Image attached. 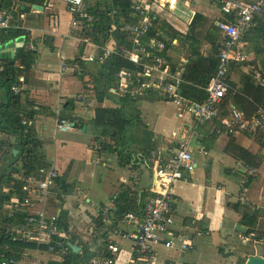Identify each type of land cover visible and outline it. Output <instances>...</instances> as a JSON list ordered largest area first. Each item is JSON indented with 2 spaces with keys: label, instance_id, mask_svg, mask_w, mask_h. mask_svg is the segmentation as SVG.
Here are the masks:
<instances>
[{
  "label": "trees",
  "instance_id": "obj_1",
  "mask_svg": "<svg viewBox=\"0 0 264 264\" xmlns=\"http://www.w3.org/2000/svg\"><path fill=\"white\" fill-rule=\"evenodd\" d=\"M13 0H5L1 10L9 7ZM20 4L37 3L36 0H17ZM45 1V0H41ZM220 2L221 0H215ZM214 1V2H215ZM117 13L112 26L103 21L96 24L92 30L85 29L82 37H91L96 40L99 36L113 41L108 42L112 48L121 50L123 46L132 49L135 46L130 32L125 26L135 22L133 15L135 0H117ZM152 29L146 34L145 38L140 41L144 44L151 39L156 38L157 26L162 22L167 28L171 25L175 30V35H168L166 32L161 36L166 44L167 50L161 51L168 63L172 67V72L181 73L184 80L182 85L183 94L194 100L203 102L207 99L206 88L209 87L212 77L219 66L220 49L224 46V39L216 28L215 20L203 13H197L192 23L183 19L175 11L168 10L164 4L158 0H151ZM127 16H129L127 18ZM165 30V29H164ZM21 39L27 38V33L18 30L16 33ZM178 39L177 43L174 40ZM7 41V40H6ZM50 45H53L51 42ZM113 44V45H112ZM178 44V45H177ZM247 45L254 56L244 62H234L227 76L230 89L222 104V116L228 120L232 109L236 108L244 113L247 118L255 115L260 107L264 108V19H258L255 26L247 36ZM187 47L189 59H184L183 64L175 61L168 55V50L181 53ZM210 47L208 55L204 49ZM182 50V51H181ZM159 54L157 50H151ZM85 56V55H84ZM83 55L75 59L66 61L70 68L78 65H84L86 62ZM39 60V54L32 50L28 45L15 58L0 60V84L5 87L7 101L0 113V262L10 260L14 253L6 250L8 244L21 245L20 242H13L11 229L22 225L28 213L25 210L15 212L10 217V212L14 203L23 199L22 188L26 184L29 176L39 179H45L48 172L53 168L46 160V154L43 150L45 143L36 136H31L30 123L44 110L38 111L28 108L29 104H24L22 95H15L12 88L21 84L20 78L29 76L33 66ZM104 71L101 76L90 74L79 76L80 71H76V76L83 82L84 91L78 98L69 100L68 110L71 113L70 120L76 122L77 127L81 130L91 125L93 133L107 129L101 135L93 134V141L90 145L93 156L101 165L111 168L112 165H118L125 169L127 166L130 171L140 176L139 170L144 165L145 160H150L155 151V133L149 124L143 120V101H169L161 94H147L141 97H133L131 92L119 93L117 74L123 70L139 71L141 67L131 63L129 60L122 59L118 54H113L103 64ZM259 73V78L257 77ZM240 74L239 83L233 81V75ZM104 81L103 89H100V81ZM25 84V88H26ZM94 95L97 104L92 111L90 119L78 117L75 113L76 101L87 103V98ZM82 96V97H80ZM157 96V98H154ZM118 98L116 100L115 98ZM145 97V99H140ZM106 98L114 99L119 103L118 106H105ZM48 114L55 116L46 105ZM23 113L24 117H19ZM23 121H25L23 123ZM216 127L225 126L224 120H216ZM256 142L260 148L249 156V151L238 143L236 136H229L225 146V152L231 155L245 167L260 168L264 164V133L255 132ZM16 137L19 141L21 153L16 158H11L13 149L12 140ZM259 137V141L257 140ZM179 149V148H178ZM73 169L71 163L67 170L54 178L52 190L56 193L58 204L66 202V196L72 192V185L68 181ZM231 171V170H229ZM250 181L253 177L249 178ZM113 205L108 207L101 204L97 215L92 216L93 230L91 240L84 243L85 255L77 256L75 261H82L92 255L104 254L107 245L106 234L109 230L116 227L120 218L128 213H136L138 216L144 212L146 202L138 205L133 201L132 192L129 188L123 189L115 194ZM229 207L241 216L240 223L249 230L245 236L250 238V243L262 242L264 238V214L257 211L251 203L236 201L228 204ZM14 213V212H13ZM57 224L63 231H69V224L64 221L62 214ZM70 240L75 241L78 238L67 232ZM20 251L25 247L19 246ZM57 250L60 247L57 246ZM60 253V251H58ZM98 253V254H95ZM230 255H238V264H245L248 254L242 256L238 251H231ZM72 257L67 256L65 262H55L54 264H74Z\"/></svg>",
  "mask_w": 264,
  "mask_h": 264
},
{
  "label": "crops",
  "instance_id": "obj_2",
  "mask_svg": "<svg viewBox=\"0 0 264 264\" xmlns=\"http://www.w3.org/2000/svg\"><path fill=\"white\" fill-rule=\"evenodd\" d=\"M172 1L160 0L165 6L171 5ZM116 2L117 0H87V3L94 6L95 10L100 13L101 22L103 18V21L109 26H112L111 23L115 21ZM37 4L44 8L43 12L41 9L36 10L40 12L38 15L34 14L30 7L23 10L24 4H20L21 11L26 15V18L21 19L23 28L19 30L27 33L22 50L27 45L29 47L32 45L33 48H30L39 54V60L33 66L29 76L24 77L27 87L26 89L24 87L26 91L24 90L22 101L24 104L30 105L28 108L40 112L41 110L45 111L30 123L31 136H36L45 143L43 150L46 160L58 170L60 175L73 163L68 181L73 189L76 188L77 192L86 191L88 196H84L88 200V207L96 205L95 213L92 216L97 215L101 204L106 205L107 208L111 207L115 194L126 188L131 190L133 201L136 204L147 203L154 195L153 189L159 180L157 168L180 148L182 144L176 146L174 151L171 150L181 134L182 138L188 137V142L183 144L194 150L197 165L196 170L187 173L186 177L177 182L173 188L174 212L180 220L179 228L191 227L188 231L191 248L186 251L182 249L180 243H176L173 248L169 249L162 245L157 246L153 252L154 264H238V255H230L231 251L239 249V254L245 256L246 253L243 252V249L249 247L250 244L256 245L258 250L264 253V244H252L242 239V235L245 234L236 230L237 226L241 224V216L228 205L239 201V176L250 166L245 167L225 152L229 136H217L213 131L210 132L214 127L213 123L194 127L190 118L180 114L175 103L164 100L143 101L141 117L155 133V151L150 160H145L139 170L140 176L130 171L128 166L122 169L118 165H112L108 170L107 167L99 163L90 149L94 134L91 125L86 127L85 132L81 129L79 133L72 135L58 131L57 126L60 118L71 116L67 109L69 100L78 98L77 96L82 95L84 91L83 82L75 74L78 66L63 72L62 63L75 59L79 55L87 56L97 54L99 51L92 44L82 43L81 34L86 29L84 23L78 21L74 25V15L66 11L61 3L55 0H38ZM176 4L177 0L175 6ZM216 10L214 14L203 10H197V12L216 20L219 17L220 9L216 6ZM172 11H175V7ZM17 31L13 30L3 36L4 42L7 40L12 43L21 39L16 35ZM108 40L113 41L112 37H109ZM108 40L99 36L96 43L110 46ZM50 42L53 45H50ZM208 49L210 50V47ZM16 51L17 47L6 50L9 57L3 53L0 60L15 58L21 52ZM186 54V52L183 54L181 60L177 56L176 58L171 57L179 62L189 59L190 56L187 54L186 57ZM95 64L98 65V63ZM103 71L104 69L97 73H89L101 76ZM239 80L240 75L237 79L233 78L237 84ZM104 85L105 82L100 81V89H103ZM1 89L5 105L7 93L4 86ZM86 98L87 103L79 101V99L76 101L75 113L78 117L90 119L97 99L94 95ZM115 99L118 100V98ZM46 105H50L49 109L55 116L47 113ZM104 105L111 107L118 106L119 103L114 99L106 98ZM236 137L238 143L249 151V156L260 148L259 143L255 142L254 135H236ZM230 157L237 164H231ZM257 169L259 170L258 176L249 181L250 203L255 209L257 204H264V164ZM221 184L226 186L225 190L219 189ZM59 210L56 211L58 214ZM88 211L90 210L88 209ZM257 211L264 214L263 208ZM61 214L72 229L69 230L71 234L76 235L77 238L81 237L82 240H91L93 229L90 225L93 224V219H91V224L87 225V230L81 231L76 226L72 227V223L66 218L65 213L62 212L59 215ZM194 230L200 236L192 234ZM69 231L67 232L70 233ZM79 231H81V235L78 233ZM117 242L121 243L123 249L119 253L117 264H131L135 255L130 243L124 238H117ZM43 258L47 259L49 256L45 254Z\"/></svg>",
  "mask_w": 264,
  "mask_h": 264
},
{
  "label": "built area",
  "instance_id": "obj_3",
  "mask_svg": "<svg viewBox=\"0 0 264 264\" xmlns=\"http://www.w3.org/2000/svg\"><path fill=\"white\" fill-rule=\"evenodd\" d=\"M55 1L61 3L66 11L74 15V25L81 21L86 29L92 30L96 24L101 22L100 13L95 10L94 6L88 4L87 0ZM150 3V0H135L133 12L135 22L125 27L135 43L134 48L128 49L123 46L121 50L114 49L93 43L91 37H83L82 43L92 44L99 51L97 54L84 56V59L87 62L103 65L113 54H118L122 59L141 67L136 72L123 69L117 74L119 93L131 92L133 97L161 94L174 102L180 114L190 118L194 127L213 123V132L217 136L247 135L258 131L264 133L263 108H260L259 112L250 118L236 108L232 109L228 120L222 116V104L231 88L227 81L230 68L234 62L241 63L254 56L253 51L247 45V36L253 30L256 21L264 19V0L215 1L214 4L220 9L215 23L224 39V46L220 49L219 66L209 87L206 88L207 99L203 102L183 94L182 76L172 72L166 57L160 53L167 50L165 42L161 40L164 29H167H161L164 27L163 23L157 26L155 39H151L146 44L140 41L152 29L153 18ZM32 12L36 15L40 13L36 10ZM23 18H26V15L21 11L17 0H13L6 9L0 10V44L4 43L3 36L13 30L23 28L21 24ZM177 42L178 39L175 38L174 43ZM30 47L33 48L32 45ZM151 50H157L159 54ZM69 68L66 62L62 63L63 72L69 71ZM257 77L259 78V73ZM128 82L130 86L123 89ZM20 83L12 88L15 95H22L26 89H24V77L20 78ZM19 117H24V114L20 113ZM216 120H224L226 125L216 127L214 123ZM57 127L62 133L77 134L80 132L76 122L66 117L60 118ZM193 154L194 150L191 147L182 144L168 160L162 162L158 168L159 180L154 186V195L146 203L141 216L131 212L120 218L116 227L106 234L107 245L104 254L92 255L82 261H75L74 254L85 255V246L78 249L79 245H83V240L80 238L75 241L70 240L67 232L57 224L60 215L57 212L51 213L49 209L52 206L50 201L53 194L52 180L58 176L57 169L53 167L45 179L29 176L27 184L22 189L24 195L21 200L23 202L20 201L14 205L15 212L25 210L28 216L21 226L11 229L13 242H20L21 245H6L5 249L13 252L14 257L9 261L3 259L0 264H54L65 262L67 256L72 257L71 261L75 262L74 264H117L119 253L123 250L117 238H124L131 244L135 255L131 264H154L153 252L160 245L169 249L173 248L176 243H180L182 249L190 250L188 231L191 227H178L180 220L174 212L173 188L177 182L186 177L187 173L196 170L197 163L194 161ZM258 174L257 168L248 167L239 176V201L250 203L249 178L257 177ZM219 189L224 190V186L219 185ZM261 208L264 209V204L256 205V210ZM15 212L11 213L10 217H13ZM192 234L200 236L195 230ZM242 239L250 241V238L244 235ZM261 244H264V238ZM19 246L25 249L20 251ZM57 246L60 250H57ZM45 254L49 258H43Z\"/></svg>",
  "mask_w": 264,
  "mask_h": 264
},
{
  "label": "rangeland",
  "instance_id": "obj_4",
  "mask_svg": "<svg viewBox=\"0 0 264 264\" xmlns=\"http://www.w3.org/2000/svg\"><path fill=\"white\" fill-rule=\"evenodd\" d=\"M158 1H160V0H158ZM187 1L186 0H177V4L175 6V12L178 15H180L181 17L185 18V20H189L192 12L195 11V10L196 11L197 10H203V11H206V12H208L210 14H214L215 11H217L216 10V6L214 5V3H215L214 1L215 0H187ZM188 3L190 4L189 6L187 5ZM133 15H134V13H133ZM128 17L129 16H127V18ZM162 23H164V22H162ZM128 25H126V26H128ZM164 32H166L167 34L170 33L168 31V29H165ZM93 43L98 44V43H96V40H93ZM98 45H101V44H98ZM107 47H110L111 48L112 46H107ZM187 51H188L187 50V47H186V49H183V53H181V54H178V53L175 54V52H173L172 50H168V55L169 56H173L175 58L177 56L178 59L181 60V59H183V54L185 52L188 54ZM204 52H205L206 55L209 54L210 50L208 49V47H206V49H205ZM187 54H186V57H187ZM174 60L177 61V59H174ZM183 62H184V60L179 61L180 65L183 64ZM88 63H92V64L91 65H87ZM85 66H87V69H85ZM99 66L102 68L103 65H101V64H98L97 65V64H95V62H86V64H84V65H78V70L80 71V75L79 76H82V75L87 76V75H89L88 72H90V73H97L98 71L103 70ZM171 69H172V67H171ZM177 74L179 76H181V73H177ZM238 75H240V74H234L233 75L234 76L233 78L237 79ZM129 86H130V82H128L127 84H125L123 86V89H126ZM1 87H2V85H1ZM140 99H145V97H142ZM147 100H150V99H147ZM169 102H172V101L169 100ZM176 108H178L177 105H176ZM260 108H262V107H260ZM212 131L213 130H211L210 132H212ZM68 134L72 135V133H68ZM257 140L259 141V137H258ZM224 156H226V155L224 154ZM193 158H194V161H195L194 154H193ZM230 162H231V164H234V165L237 164L236 161L232 157H230ZM51 171H52V169L48 173H50ZM26 184H27V182H26ZM239 187H240V185H239ZM225 189H226V186L224 187V190ZM51 190H52V188H51ZM52 192H53V190H52ZM22 195H24L23 192H22ZM84 195H87L88 196V194L86 193L85 190L83 192H81V191L77 192L76 188L74 187V189H72V192L68 196H66V202L64 204H61L60 205L56 201V198H55L56 193L53 192V194H52V196L50 198V201L52 202V206H50V208H49L50 209V212L51 213H55L57 210L61 209L62 212L66 214V218L72 223V227L73 228L76 226L79 230H81V231L85 230L86 231L87 230V225L88 224H91L92 214L94 215V213H95L96 205L89 206L88 207V204H87L88 200H87V198H85ZM20 201H22V200H18L16 203H18ZM16 203H14V205ZM22 209H24V208H22ZM88 209L90 211H88ZM79 211H81V212H79ZM13 212H15L14 206L12 208V212H10L9 214H11ZM90 226L93 229L92 225H90ZM14 228H17V227H14ZM69 230H72V229L69 228ZM81 231L78 232L80 235H81ZM82 243H83V245H79V243H78V245H79V248L78 249H82V247L84 246V243H86V240L83 239ZM249 243H250V241H249ZM256 243H258V242H255L254 244H256ZM260 243H262V242H260ZM119 244H121V243H119ZM238 250L239 249H236L235 251H238Z\"/></svg>",
  "mask_w": 264,
  "mask_h": 264
},
{
  "label": "water",
  "instance_id": "obj_5",
  "mask_svg": "<svg viewBox=\"0 0 264 264\" xmlns=\"http://www.w3.org/2000/svg\"><path fill=\"white\" fill-rule=\"evenodd\" d=\"M5 0H2V4L4 3ZM38 1V0H36ZM175 3L176 0L172 1L171 5H167L166 8L168 10H172L175 7ZM188 6L190 5L189 3L187 4ZM1 5H0V10H1ZM32 8L33 10H39L41 9V12L44 11V8L41 7L39 4L34 3L31 5V2L29 3H25L23 6V10H27L28 8ZM197 11L192 12L191 18L189 20V24L192 23V21L194 20L195 16L197 15ZM24 42H25V38L24 39H18L17 41H14L12 43H9V41L4 42L2 44H0V57H2L3 53H5L6 57L8 56V52H5L8 49L17 47V51L16 52H20L22 51V47L24 46ZM14 55V54H13ZM4 107V96L2 95V89H1V85H0V113L2 112V109ZM186 126V125H185ZM184 126V127H185ZM84 132L86 131V127L84 129H82ZM107 129H104L102 131H95L94 134H99L101 135L103 132H106ZM188 142V137L187 138H182L181 134L178 136L177 141L175 143V146L171 148L172 151H174L176 148V146H179L183 143H187ZM12 144H13V149H12V153H11V158H16L20 153H21V148L19 145V141L17 140L16 137L13 138L12 140ZM264 155V154H263ZM158 171V168H157ZM2 201V195H0V202ZM62 213V210H59V214ZM236 230L238 232H240L241 234H248L249 230L246 226L239 224L236 228ZM243 252H245L246 254H248V259L245 262V264H264V253L260 250H258V247H256V245H251L249 247H246L243 249Z\"/></svg>",
  "mask_w": 264,
  "mask_h": 264
},
{
  "label": "bare ground",
  "instance_id": "obj_6",
  "mask_svg": "<svg viewBox=\"0 0 264 264\" xmlns=\"http://www.w3.org/2000/svg\"><path fill=\"white\" fill-rule=\"evenodd\" d=\"M167 29L172 35H175L176 30L171 25H169Z\"/></svg>",
  "mask_w": 264,
  "mask_h": 264
}]
</instances>
